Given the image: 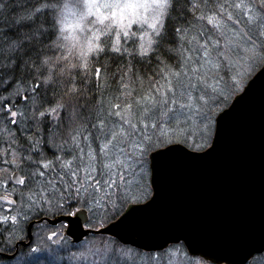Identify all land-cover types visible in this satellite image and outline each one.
Returning a JSON list of instances; mask_svg holds the SVG:
<instances>
[{"label": "snow or ice", "instance_id": "6c2138e0", "mask_svg": "<svg viewBox=\"0 0 264 264\" xmlns=\"http://www.w3.org/2000/svg\"><path fill=\"white\" fill-rule=\"evenodd\" d=\"M73 52L77 79L62 80ZM101 56L123 67L102 80L101 64L90 79L89 58ZM257 59L264 0H0V142L11 169L0 177V236L33 216L114 218L147 200L162 157L206 156L185 148L218 139L216 110L239 82L231 73Z\"/></svg>", "mask_w": 264, "mask_h": 264}, {"label": "water", "instance_id": "95a60500", "mask_svg": "<svg viewBox=\"0 0 264 264\" xmlns=\"http://www.w3.org/2000/svg\"><path fill=\"white\" fill-rule=\"evenodd\" d=\"M215 128L218 139L214 134L205 150L185 148L206 156L162 157L150 198L128 205L108 225L87 228V212L39 222H65L64 236L73 243L89 234L147 252L182 243L190 255L213 264H248L264 253V65L217 115ZM156 190L157 204L149 208ZM33 224L25 246L33 240Z\"/></svg>", "mask_w": 264, "mask_h": 264}, {"label": "trees", "instance_id": "16d2710c", "mask_svg": "<svg viewBox=\"0 0 264 264\" xmlns=\"http://www.w3.org/2000/svg\"><path fill=\"white\" fill-rule=\"evenodd\" d=\"M88 27H91V25H88ZM133 31L136 35L140 34L136 31L135 26H133ZM72 34V32L63 33V35L69 37H71ZM77 35L80 36L82 34L77 32ZM56 36L61 39L63 45L71 46V39L63 40L62 34L59 31V26H57ZM113 42H115V37H113ZM68 55V50L64 47L55 50V56L59 58L62 63L64 58L68 57ZM72 55L75 59H68L67 63L60 68L62 80H67L69 73L72 74L73 79H77L73 65L81 61L79 60L78 52H73ZM50 56L51 54L46 58H50ZM97 59L100 60V63H97L96 59L89 58L90 63L87 69V75L90 79H94L93 68L100 67L101 64L107 69V72L102 69V80L119 72L120 68L123 67V65H120V68H117L111 59H106L102 56L97 57ZM263 65L264 60L257 59L254 61L253 67H250L249 70H247L248 66L244 62H241V65L235 68V71L231 73V75L234 80H238L239 82L236 84L235 89L225 96L224 103L216 110L217 115L230 105L234 97L243 90L247 82ZM148 67L149 66L146 65L142 70L140 66L137 65L136 71L138 74L142 72L147 73ZM239 67L243 70H239ZM65 69H67V71H65ZM239 71H241V74H239ZM80 75H84L83 68L80 70ZM241 75H243L242 78ZM108 83L111 85L112 81L108 80ZM136 86V83L133 82L132 87L135 88ZM143 86L147 87V80H144ZM138 98L139 97H137V99ZM212 138L208 141L206 146L198 147L196 151L205 150L211 144ZM3 139L7 140L9 137L5 136ZM7 150L8 145L0 142V177H6V173H10L11 171L9 165L4 162V154ZM150 196L151 188L147 200ZM127 206L128 205L125 206L120 215L125 211ZM70 211L75 212L76 209L73 208L70 209ZM87 213L89 217L87 227L91 229L104 227L120 216L118 215L113 218L111 216H105L102 212ZM67 215H69L68 212L62 214L57 213L55 215L49 214L46 217L33 216L30 221L21 220V225L24 228L23 232L16 230L14 233H3V235L0 236V264H213L209 261H205L201 257L190 255L182 243L171 245L167 249L158 252L139 250L129 245H123L114 237L100 234H89L82 242L73 243L69 237L63 235V231L66 228L65 222H63V226L62 222L56 225L50 224L47 221L39 222V220L43 218L55 219ZM32 222L34 223L31 226L33 240L29 245L25 246L21 242L29 241V225ZM49 237H51V239ZM33 248H36L37 251L32 252ZM248 264H264V253L256 255Z\"/></svg>", "mask_w": 264, "mask_h": 264}, {"label": "rangeland", "instance_id": "374dc122", "mask_svg": "<svg viewBox=\"0 0 264 264\" xmlns=\"http://www.w3.org/2000/svg\"><path fill=\"white\" fill-rule=\"evenodd\" d=\"M249 69H250V67L247 68V70H249ZM239 70H241L240 67H239ZM242 70H243V69H242ZM242 70H241V71H242ZM241 71H239V74H241ZM242 77H243V75H241V78H242ZM65 226H66V224H65ZM171 262H174V261H171Z\"/></svg>", "mask_w": 264, "mask_h": 264}]
</instances>
